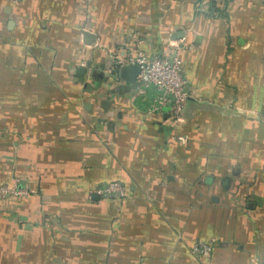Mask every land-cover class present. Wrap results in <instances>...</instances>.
<instances>
[{
    "label": "crops",
    "instance_id": "1",
    "mask_svg": "<svg viewBox=\"0 0 264 264\" xmlns=\"http://www.w3.org/2000/svg\"><path fill=\"white\" fill-rule=\"evenodd\" d=\"M179 39L176 125L113 63ZM111 181L128 197L93 192ZM15 184L0 264H264V0H0V187Z\"/></svg>",
    "mask_w": 264,
    "mask_h": 264
},
{
    "label": "built area",
    "instance_id": "2",
    "mask_svg": "<svg viewBox=\"0 0 264 264\" xmlns=\"http://www.w3.org/2000/svg\"><path fill=\"white\" fill-rule=\"evenodd\" d=\"M14 4L19 0H12ZM184 40L170 41V50L164 54H147L138 48L133 56L116 55L114 67L136 64L140 67L136 87L138 95L147 99L146 113L157 115L165 122L179 125L183 121V110L191 97L189 79L183 73L182 50ZM93 192L102 197L124 200L128 197V188L120 181H111L97 186ZM27 191L15 184L0 187V198L8 195L25 196ZM213 243L197 242L192 246V253L205 258L210 257Z\"/></svg>",
    "mask_w": 264,
    "mask_h": 264
},
{
    "label": "water",
    "instance_id": "3",
    "mask_svg": "<svg viewBox=\"0 0 264 264\" xmlns=\"http://www.w3.org/2000/svg\"><path fill=\"white\" fill-rule=\"evenodd\" d=\"M140 72V67L136 64H130L128 66H124L121 68V77L126 80L127 82H129L131 85H136L137 81V75Z\"/></svg>",
    "mask_w": 264,
    "mask_h": 264
}]
</instances>
